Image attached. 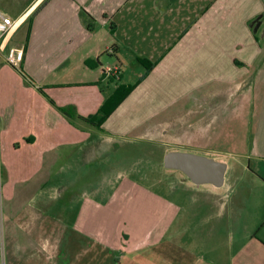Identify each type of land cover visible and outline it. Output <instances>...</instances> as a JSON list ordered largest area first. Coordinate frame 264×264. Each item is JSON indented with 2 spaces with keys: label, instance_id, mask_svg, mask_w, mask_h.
Instances as JSON below:
<instances>
[{
  "label": "crops",
  "instance_id": "0c3cea01",
  "mask_svg": "<svg viewBox=\"0 0 264 264\" xmlns=\"http://www.w3.org/2000/svg\"><path fill=\"white\" fill-rule=\"evenodd\" d=\"M229 3L228 0H32L14 17L3 12L16 22V27L0 40V199L12 197L16 185L30 182L46 168L48 175L57 168L64 176L59 186L64 191L71 188L65 177L68 172L76 175L74 183L85 175V187L91 192L73 198L82 201L76 224L80 228L75 235L63 230L58 237L65 240L69 234L75 237L76 244L85 242L94 251L101 248L105 254L122 245L116 246L115 235L108 226L98 227V216L93 213L98 199L93 191H99L98 170L93 179V163L97 165L101 144L124 151L125 143L145 139L157 129L162 132L160 141L169 135L174 142L191 143L200 150L196 155L225 163L218 157L232 152L212 146L234 137L232 124L240 123L244 130L247 128L254 102V76L248 67L242 66L234 70L228 81L211 83L209 71L190 74L184 73V68L193 69L185 58L194 61L211 45H219L217 56L225 57V53H220L225 37L215 39L212 28L217 23L223 24L227 9L231 8ZM253 7L256 12L261 11L258 5ZM262 27L260 30H264ZM12 48L24 49L20 68L7 62ZM139 59L156 66L147 74ZM232 62L235 67L243 65L239 59ZM134 63L139 65L136 82L123 83L126 71ZM142 77L144 80L137 84ZM112 80H118L119 84L114 86ZM133 85H137L135 90L100 127L77 118L96 116L94 122L98 123L103 117L100 109L116 90ZM228 95L234 98V103L225 102ZM60 109L77 116L71 118ZM253 150L257 151L255 143ZM82 166L88 169L83 171ZM110 170L109 173H115L114 166ZM126 179L108 187L113 192L106 198L108 206L125 202L124 214L132 206L130 200H140L147 193ZM184 186L200 187L192 182ZM223 187L231 190L232 184L225 182ZM155 201L164 199L159 196ZM255 205L257 212L251 218L252 226L250 223L243 226L241 211L250 208L241 199L203 204L207 213L203 221L223 220L224 248L231 251L228 262L226 259L223 264H264V200ZM168 208L169 212L156 217L154 227L147 231L155 243L175 222L199 216H185V207L180 202L171 201ZM31 216L37 221L34 213ZM237 216L240 227L234 230L233 223H227L226 218ZM167 222L169 229L167 225L164 227ZM43 228L40 226L28 235V245L23 249L27 255L24 264H56L53 260L66 256L67 247H59L54 253L41 245V240L36 241L41 238ZM17 253L18 248L9 246V251L1 255L0 249V264H18ZM185 253L191 256L190 264H200L199 256ZM176 263L179 262H171Z\"/></svg>",
  "mask_w": 264,
  "mask_h": 264
},
{
  "label": "rangeland",
  "instance_id": "374dc122",
  "mask_svg": "<svg viewBox=\"0 0 264 264\" xmlns=\"http://www.w3.org/2000/svg\"><path fill=\"white\" fill-rule=\"evenodd\" d=\"M31 1L0 0V9L14 17ZM228 1L231 8L227 9L228 13L226 18L224 17L223 24L219 26L217 23V26L212 28V32L215 30V39L220 36L225 37L222 43L225 45L220 47V53H225L226 61L222 56V58L217 56L219 45H211L202 57L195 58L194 61L185 58V63L192 64L193 69L186 67L184 73L190 72L191 74L195 71L197 74L207 70L211 76V83H220V79L222 82L228 81L234 76V70L236 68L240 70L243 66L248 67L249 73L254 76L252 86L254 102L250 107L247 128L244 130L240 123L232 124L230 129L234 137L231 140L214 142L212 146L215 149L232 152L223 158L218 157L228 164L225 182L232 184V189L225 190V187L215 188L212 185L186 189L184 185L191 181L179 171L164 168V156L166 152L173 150L187 149L182 152L193 154L200 150L191 143L187 144L188 142L185 144L181 141L174 142L169 135L164 141H160L162 132L153 129L145 136V139L125 143L124 151L118 152L113 149L112 145L101 144L97 165L93 163L94 172L98 170L97 182L99 183V191H93L98 198L93 206V213L98 216L97 225L99 228L108 226V230L115 235L116 246L121 243L122 248L120 246L113 252L109 250L104 254L101 248L94 251L85 242L76 244L75 237L69 234L65 240L58 237L63 230L72 232L74 235L77 233L80 227L76 224L82 211V201L73 198H79L78 195L91 192V190L85 187L86 183L83 181L86 180L85 175H83V180L78 178L79 180L74 183L72 180H75L76 175L70 172L65 175L69 180L70 190H59L60 184H63L60 179L64 176L62 177L57 172V168H54V173L48 175L49 169L46 168L30 182L16 185L12 197L3 196L0 199L1 255L9 251V246L18 248L16 256L18 264H24L27 255L23 249L28 245V235L43 226L41 238L36 241L41 240V245L48 246L54 253L59 251V247L65 246L69 249L65 251L67 253L65 257L58 256L56 260H53L52 263L56 264H154L155 262L171 264L173 260L179 262L176 264H190L191 256L186 255V251L199 256L200 264H223L226 259L228 262L231 251L228 247L224 248V224L221 223L223 220L213 218L207 222L203 221L207 213L202 206L212 200L241 199L250 208L248 211L245 208L242 209L241 223L243 226L247 223L252 226L254 222L252 219L257 212L255 204L264 200V30H259L257 34H254L253 30L251 32L249 29L252 21L257 18L256 16L264 14V0ZM256 5L259 6L260 12H256V8L253 7ZM233 59H239L243 65L235 67ZM252 59L254 62H250ZM138 67V63H134L133 67L126 71L123 83L134 84L136 82ZM112 81L114 86L119 84L118 80ZM172 98H174V93ZM234 101V98L232 99L229 95L225 99V102L229 103H234ZM168 131L169 129L166 132ZM254 143L257 147L255 153L254 150L252 151ZM205 154L208 153L205 152ZM106 164L109 165L108 168ZM113 166L114 174L109 173L113 170H110ZM82 169L85 171L88 167L82 166ZM121 170L125 173H120ZM106 171H108L107 174ZM96 174L95 172L93 179L96 178ZM124 177L132 183H137L147 192L146 195L139 197L140 200H130L132 206L129 207L127 214L123 213L125 202L108 206V200H106L107 196L113 192L107 188L112 187L113 184L116 186L117 182ZM60 192H62L61 195L66 192L67 194L61 197ZM193 195H196V198ZM159 196L164 201H155V198ZM193 199L195 200L192 201ZM171 201L180 202V206L185 207V216L196 214L199 216L195 219L184 218L180 222H175L170 229L169 222L164 223V227L167 225L166 229L169 230L164 231V235L158 238L160 241L155 243L148 237L147 231L154 227L156 217L169 212L168 207ZM32 213L34 217H38L37 221L32 218ZM238 221H240L238 216L231 220L226 218L227 223H233L234 230H239ZM64 242L67 244L65 245ZM12 243H14L13 246Z\"/></svg>",
  "mask_w": 264,
  "mask_h": 264
},
{
  "label": "water",
  "instance_id": "95a60500",
  "mask_svg": "<svg viewBox=\"0 0 264 264\" xmlns=\"http://www.w3.org/2000/svg\"><path fill=\"white\" fill-rule=\"evenodd\" d=\"M264 14L259 15L250 27L254 34L258 33L261 19ZM164 168L183 173L193 184L197 186L212 185L222 188L225 184L228 165L208 158L188 152L170 151L164 156Z\"/></svg>",
  "mask_w": 264,
  "mask_h": 264
},
{
  "label": "trees",
  "instance_id": "16d2710c",
  "mask_svg": "<svg viewBox=\"0 0 264 264\" xmlns=\"http://www.w3.org/2000/svg\"><path fill=\"white\" fill-rule=\"evenodd\" d=\"M139 62L146 68L147 70V74L149 72H151L155 66L156 63H152L149 60H145V59H139ZM145 77H142L137 84H140ZM137 85H133V86H120L115 94L113 95V97L107 101L104 106L100 109V113L103 115V117L98 121V123H95L94 120L96 118V116L90 117L88 119H84L81 117H77L78 119L84 120L85 122L91 123L97 127H100L105 120L126 100V98L135 90ZM63 113L67 114L69 117L73 118L76 117L77 115H75L73 112L68 111V110H63L60 109ZM136 147V146H135ZM136 149H134L135 151Z\"/></svg>",
  "mask_w": 264,
  "mask_h": 264
},
{
  "label": "built area",
  "instance_id": "2783aa9c",
  "mask_svg": "<svg viewBox=\"0 0 264 264\" xmlns=\"http://www.w3.org/2000/svg\"><path fill=\"white\" fill-rule=\"evenodd\" d=\"M16 27V22L6 16L0 9V40L7 37ZM24 57V49L12 48L7 56V62L14 68H20ZM116 71V70H115ZM115 73V72H114Z\"/></svg>",
  "mask_w": 264,
  "mask_h": 264
},
{
  "label": "flooded vegetation",
  "instance_id": "af4514ba",
  "mask_svg": "<svg viewBox=\"0 0 264 264\" xmlns=\"http://www.w3.org/2000/svg\"><path fill=\"white\" fill-rule=\"evenodd\" d=\"M260 22V28H259V30L262 28V26H264L263 24H264V17L261 19V21H259ZM253 30V29H252ZM258 30V31H259Z\"/></svg>",
  "mask_w": 264,
  "mask_h": 264
}]
</instances>
